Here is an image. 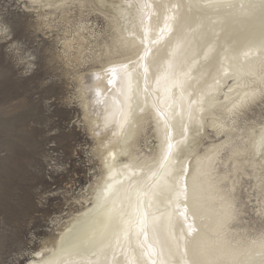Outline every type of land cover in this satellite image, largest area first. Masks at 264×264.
<instances>
[{
	"label": "bare ground",
	"instance_id": "1",
	"mask_svg": "<svg viewBox=\"0 0 264 264\" xmlns=\"http://www.w3.org/2000/svg\"><path fill=\"white\" fill-rule=\"evenodd\" d=\"M31 1L56 9L67 2ZM123 1L119 13L131 30L119 31L114 45L127 53L107 62L82 86L100 101L108 95L122 100L124 90L130 89L131 108L127 106L116 134L103 133L99 138L106 148V175L98 181L91 202L86 200L85 210L68 222L48 255L36 253L28 264H177L176 238L178 233L185 237L188 220L198 233L192 250L196 248L198 264H259L264 259L260 255L264 253V234L248 239L232 226L239 214L233 192L245 157L250 151L257 155L264 149V126L259 134L253 131L240 141L233 131L240 114L264 95V0H147L150 7L145 14L139 11L142 0ZM162 22L166 27L160 33ZM149 26L154 28L151 33L147 32ZM243 33L245 40L233 39ZM219 51L224 53L222 59L216 55ZM154 63H159L162 72L159 81L152 83ZM118 66L125 69L112 90L115 81L111 72ZM179 74L187 78L175 91L178 99L172 103L175 97L167 96L175 89ZM157 95L162 98L158 105L163 110L173 104L166 111L167 120L156 108ZM111 100L105 104V124L112 122L111 115H116L120 106L118 99ZM190 106H194L192 111ZM148 115L159 125L157 155H129L127 162L119 161L144 130ZM208 117L209 126L226 138L195 156L193 162L181 161L180 149L189 143V130L199 124L204 131ZM96 118L92 122H97ZM122 141L121 148L118 144ZM229 163V170H219V165L225 168ZM253 166L264 167V156L260 162L253 160ZM170 176H184L186 186L191 185L188 209L179 215L164 202L166 195L182 190V177L176 182L177 178ZM257 177L264 182L261 173ZM226 181L229 186L224 185Z\"/></svg>",
	"mask_w": 264,
	"mask_h": 264
},
{
	"label": "rangeland",
	"instance_id": "2",
	"mask_svg": "<svg viewBox=\"0 0 264 264\" xmlns=\"http://www.w3.org/2000/svg\"><path fill=\"white\" fill-rule=\"evenodd\" d=\"M112 1L84 0L80 4L78 0H67L56 9L31 0H0V264H28L36 253L48 255L60 232L85 210L86 200L91 202L98 181L106 175V148L99 138L103 133L111 136L119 131L122 115L127 106L131 108V91L124 90L122 100L108 95L100 101L84 86L107 62L127 53L114 45L119 31L131 30L118 9L124 1ZM139 5V11L147 13L148 1L142 0ZM151 26L148 33L154 31ZM233 39L241 41L246 36L237 34ZM220 52L216 55L222 59L224 53ZM158 66L159 63H154L150 71L152 83L161 77ZM124 69L118 66L112 70L115 81L112 90L119 85ZM186 78L179 74L178 84L168 99L176 96L175 91ZM111 99H118L116 103L120 106L114 111L116 115H111L112 122L105 124L104 108ZM154 102L167 120L166 111L173 104L163 110L158 105L163 102L160 96L157 101L154 97ZM92 114V118L98 116L95 123ZM210 119L207 118L204 131H200L199 124L188 131L190 139L180 149L181 161L193 162L195 156L226 138L209 126ZM156 122L148 115L144 130H140L130 152L121 155L119 161L127 162L129 155L138 158L157 155L160 131ZM235 126L233 136L237 141L253 131L256 135L260 133L264 126V95L240 114ZM14 143L17 147H10ZM118 145L122 148L123 141ZM257 153L250 151L245 157L247 161L238 172L233 192L239 214L232 226L248 239L264 234V182L260 183L257 177L258 173L264 176V167L253 166V160L260 162L264 156V149ZM222 155L226 157L228 150ZM223 166L219 165L220 171L229 170L232 164ZM184 176H181L182 190L164 198L170 211L178 215L179 211L186 212L191 196V185L186 186ZM181 177L170 176L173 180L177 178L176 182ZM224 185L229 186V181ZM186 224L185 237L176 231L175 262L198 264L196 248V254L192 251L196 226L189 220ZM189 225L194 229L191 233Z\"/></svg>",
	"mask_w": 264,
	"mask_h": 264
},
{
	"label": "snow or ice",
	"instance_id": "3",
	"mask_svg": "<svg viewBox=\"0 0 264 264\" xmlns=\"http://www.w3.org/2000/svg\"><path fill=\"white\" fill-rule=\"evenodd\" d=\"M169 148H171V145L169 144ZM165 159H167V157H165ZM192 231H194V229L192 228L191 225H189V233H191ZM194 254H196V251L194 249ZM260 255L264 256V253H261ZM193 264H195V261L193 262ZM259 264H264V259H262Z\"/></svg>",
	"mask_w": 264,
	"mask_h": 264
}]
</instances>
